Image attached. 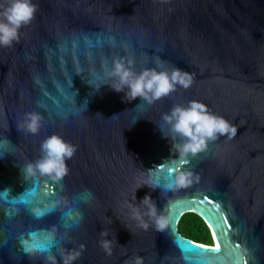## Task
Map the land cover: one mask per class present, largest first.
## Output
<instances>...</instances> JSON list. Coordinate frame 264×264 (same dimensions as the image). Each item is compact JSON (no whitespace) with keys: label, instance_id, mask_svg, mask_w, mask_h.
Segmentation results:
<instances>
[{"label":"water","instance_id":"water-1","mask_svg":"<svg viewBox=\"0 0 264 264\" xmlns=\"http://www.w3.org/2000/svg\"><path fill=\"white\" fill-rule=\"evenodd\" d=\"M11 3L0 0V21ZM32 3L18 41L0 45V191L13 195L0 199V264H52L49 255L63 264L68 252L81 253L72 264H264V0ZM117 60H131L136 73L177 67L193 82L151 104L131 100L127 88L110 87ZM190 101L236 133L181 165L172 147L181 140L162 117ZM29 112L42 117L36 134L20 127ZM52 135L76 147L67 174L29 176ZM177 171L192 172V183L169 189ZM23 192L28 202L17 197ZM146 195L165 229L143 215ZM204 197L212 203L201 205ZM205 209L221 227H209ZM189 213L204 220L218 251L180 233Z\"/></svg>","mask_w":264,"mask_h":264},{"label":"clouds","instance_id":"clouds-1","mask_svg":"<svg viewBox=\"0 0 264 264\" xmlns=\"http://www.w3.org/2000/svg\"><path fill=\"white\" fill-rule=\"evenodd\" d=\"M37 6L32 0H12V3L2 13L6 22L0 21V45L11 46L13 41H18V30L23 25L29 24L34 18ZM129 60L127 65L117 60L114 62L109 76L116 78L118 83L114 82L110 87L116 92H125V97L131 100L141 98L149 104L170 95L176 91L177 85L187 89L193 82V77L187 71L173 67L171 72L157 71L156 69H145L140 73L132 70ZM163 121L169 125L170 132L179 137L181 142L173 144L179 163L182 165L187 162L189 155L196 156L205 151L209 141H215L219 136L233 137L236 128L223 117H219L208 111L207 107L198 101H190L187 107L176 105L170 113L162 117ZM42 117L35 112L25 114V118L20 125L26 128L30 133L36 134L41 127ZM76 151V147L63 140L58 135H52L45 139L41 144L42 156L34 163L26 166L25 172L29 176H48L54 181H58L67 174L66 160L71 159ZM193 173L190 171H177L174 182L168 183L167 187L172 190L185 188L192 183ZM198 180L199 177H196ZM149 187L155 190L158 180L153 181L149 178L145 182ZM141 204L147 207V215L153 219L156 227L163 230L167 227V218L157 214V208L150 196H145ZM39 211V210H37ZM133 217L141 220L146 228L148 225L143 222L142 214L138 208H133ZM102 236H107V232H101ZM101 247L111 255V242L107 239L102 240ZM27 251H34L28 248ZM80 252H68L63 255V264H72L79 257ZM52 264H56L55 257L48 256ZM135 264H142V258L136 257Z\"/></svg>","mask_w":264,"mask_h":264},{"label":"trees","instance_id":"trees-1","mask_svg":"<svg viewBox=\"0 0 264 264\" xmlns=\"http://www.w3.org/2000/svg\"><path fill=\"white\" fill-rule=\"evenodd\" d=\"M179 231L194 242L212 246L211 230L204 220L194 213L183 216L179 224Z\"/></svg>","mask_w":264,"mask_h":264},{"label":"snow or ice","instance_id":"snow-or-ice-1","mask_svg":"<svg viewBox=\"0 0 264 264\" xmlns=\"http://www.w3.org/2000/svg\"><path fill=\"white\" fill-rule=\"evenodd\" d=\"M35 195H36V190H35V189H33L30 193H28V197H29V198H30V197H34ZM10 196H13V195L10 193L9 190L0 191V199H8ZM17 197H19V200H24L25 202H28V201L25 199L24 192H23L22 194H20V195H17ZM205 201H207L209 204L212 203L211 201H209V200L207 199V197H204V198L200 201V204H201V205L204 204ZM12 202H13V203H16V202H18V201H17V200H13ZM192 210L195 211V208H193ZM204 211H205V212L207 213V215H208V220H207L206 222L209 224V227H210V228H213V227H215V228H219V227H221V222H219V221L217 220V215H216V214H213V212H212L211 209H205ZM68 214H69V215L71 214L70 210H69V213H68ZM223 223H227V221H223ZM221 235H223V234L221 233ZM192 245H193V244H192ZM193 246L198 247V248H203V247H204L203 245H193ZM218 250H219V244L216 246V248L211 249V251H213V252H216V251H218Z\"/></svg>","mask_w":264,"mask_h":264},{"label":"bare ground","instance_id":"bare-ground-1","mask_svg":"<svg viewBox=\"0 0 264 264\" xmlns=\"http://www.w3.org/2000/svg\"><path fill=\"white\" fill-rule=\"evenodd\" d=\"M212 247L216 248V244H215V242H214V244L212 245Z\"/></svg>","mask_w":264,"mask_h":264},{"label":"rangeland","instance_id":"rangeland-1","mask_svg":"<svg viewBox=\"0 0 264 264\" xmlns=\"http://www.w3.org/2000/svg\"><path fill=\"white\" fill-rule=\"evenodd\" d=\"M211 238H212V234H211ZM214 244V240H213V238H212V245Z\"/></svg>","mask_w":264,"mask_h":264}]
</instances>
